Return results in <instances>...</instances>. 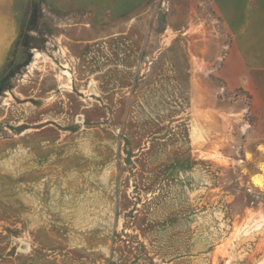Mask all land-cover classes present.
Returning a JSON list of instances; mask_svg holds the SVG:
<instances>
[{
	"label": "rangeland",
	"instance_id": "374dc122",
	"mask_svg": "<svg viewBox=\"0 0 264 264\" xmlns=\"http://www.w3.org/2000/svg\"><path fill=\"white\" fill-rule=\"evenodd\" d=\"M59 1L1 74L0 264H264V63L212 0Z\"/></svg>",
	"mask_w": 264,
	"mask_h": 264
},
{
	"label": "crops",
	"instance_id": "0c3cea01",
	"mask_svg": "<svg viewBox=\"0 0 264 264\" xmlns=\"http://www.w3.org/2000/svg\"><path fill=\"white\" fill-rule=\"evenodd\" d=\"M32 0H0V77L12 58L16 40L26 25ZM224 29L232 37V60L264 63V0H212ZM66 8L67 3L46 0ZM257 84L264 86V64ZM261 76V77H260Z\"/></svg>",
	"mask_w": 264,
	"mask_h": 264
},
{
	"label": "trees",
	"instance_id": "16d2710c",
	"mask_svg": "<svg viewBox=\"0 0 264 264\" xmlns=\"http://www.w3.org/2000/svg\"><path fill=\"white\" fill-rule=\"evenodd\" d=\"M35 2H36V0H32V1L30 2V4L28 5V19H27L26 25H27L28 22H29L32 26H35L36 23H37V17H38V15H39L40 9L38 8V6L36 5ZM26 25H25V26H26ZM25 26H24V27H25ZM23 29H24V28H23ZM23 29H22V31L20 32L18 39L16 40L15 46L20 42V37H21V34H22V32H23ZM7 65H8V62L6 63V66L4 67V70H5V68L7 67ZM4 70H3V71H4ZM4 72H6V71H4ZM4 72H3V75H4ZM5 79H7V75H5L4 77H3V76L0 77V90H3V89H4V84H3V82L5 81Z\"/></svg>",
	"mask_w": 264,
	"mask_h": 264
}]
</instances>
